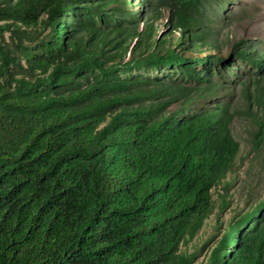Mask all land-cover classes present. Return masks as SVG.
Returning a JSON list of instances; mask_svg holds the SVG:
<instances>
[{"label":"trees","instance_id":"16d2710c","mask_svg":"<svg viewBox=\"0 0 264 264\" xmlns=\"http://www.w3.org/2000/svg\"><path fill=\"white\" fill-rule=\"evenodd\" d=\"M234 1L0 0V264H193L215 240L183 250L229 206L237 123L264 155V49L222 39ZM249 196L205 264H264Z\"/></svg>","mask_w":264,"mask_h":264},{"label":"rangeland","instance_id":"374dc122","mask_svg":"<svg viewBox=\"0 0 264 264\" xmlns=\"http://www.w3.org/2000/svg\"><path fill=\"white\" fill-rule=\"evenodd\" d=\"M227 8L228 11H232L233 20L225 26L221 35L222 39L228 36L229 42L238 39L251 40L255 44L261 43V47L264 49V0H235ZM164 27L165 25L161 22L160 29L162 30ZM248 129L249 127L246 123H237L235 125L236 136L242 145L237 165L234 171L229 173L225 179L230 182L229 188L225 191L222 185H219L214 189L216 201H220V193H226V197L230 202L229 206L223 211L216 209L196 236L183 246V250L188 253L197 251L217 233V227L220 223H223L221 232L215 240L209 243V247L207 246L199 253L193 264L206 263L209 250L221 239L228 220L237 211H241L242 214L248 209L246 206L248 194H250L249 197L255 199L264 191V155L257 159L254 158L247 142L249 137ZM261 152L264 153V149Z\"/></svg>","mask_w":264,"mask_h":264}]
</instances>
